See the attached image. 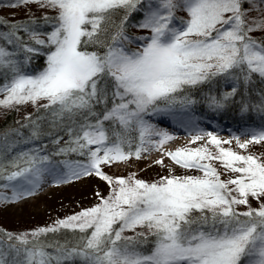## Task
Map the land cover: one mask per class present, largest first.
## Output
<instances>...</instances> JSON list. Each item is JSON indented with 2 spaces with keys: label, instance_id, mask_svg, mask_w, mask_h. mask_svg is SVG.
Here are the masks:
<instances>
[{
  "label": "snow or ice",
  "instance_id": "6c2138e0",
  "mask_svg": "<svg viewBox=\"0 0 264 264\" xmlns=\"http://www.w3.org/2000/svg\"><path fill=\"white\" fill-rule=\"evenodd\" d=\"M141 2L9 0L3 5L36 4L50 9L55 15L44 19H53L55 24L46 40L31 34L35 44L50 49L46 67L37 75L25 74L11 59L13 53L0 47V70L11 73V79L0 85L4 94L0 106L31 103L53 109L56 120L69 122V139L52 155L76 153L87 162L65 159L53 164L49 155L39 151L22 153L11 163L14 170L6 172L0 165V180L7 182L0 188H12L11 197L0 192V203L33 195L44 175L61 166L57 184L95 175L107 182L110 191L106 197L97 193L99 203L51 226L15 235L3 232L0 264H64L75 258L82 264H264V160L224 147L232 140H221L212 132L192 136L189 144L206 141L198 147L163 151L173 137L155 130L142 115L150 109L160 111L159 102L175 103L186 87L212 77L238 72L237 79L242 77L245 84L253 74L264 78V38L251 35L264 31V7H260L264 0H149V10L137 26L150 36L137 38L146 43L129 51L124 46L129 40L124 24ZM245 3L250 7L244 8ZM118 9H125L126 15L109 37L108 26ZM177 10L186 14L179 24L175 23ZM252 11L261 16L249 20ZM2 23L6 21L0 18ZM89 46L97 50L89 51ZM25 50L37 51L27 46ZM236 91L234 87L224 99ZM99 105H103L102 112L96 111ZM105 122H110V131ZM133 130L138 132L134 151L129 135ZM154 136L159 139L153 140ZM234 139L246 152L249 145L264 142V131L251 133L243 143ZM151 150L200 174L178 176L169 168V175L149 183L134 173L113 177L102 170V165L139 159ZM155 163L163 165V158ZM217 163L225 174L233 175L221 179ZM249 197L259 201V206L252 207ZM240 206L246 210H239ZM61 229L81 233L75 245L40 239ZM149 236L154 241L146 253L138 244L140 238Z\"/></svg>",
  "mask_w": 264,
  "mask_h": 264
},
{
  "label": "rangeland",
  "instance_id": "374dc122",
  "mask_svg": "<svg viewBox=\"0 0 264 264\" xmlns=\"http://www.w3.org/2000/svg\"><path fill=\"white\" fill-rule=\"evenodd\" d=\"M7 3H9V0H0V17L9 22L17 23L28 18L45 16L53 17L55 15L52 10L41 8L36 4L19 8L3 6ZM148 3L149 0H146L144 5V14L149 10ZM260 7H264V5H260ZM260 16L261 13L252 11L249 13L248 19L251 20ZM176 17L180 20L181 17L186 18V14L183 11L177 10ZM177 19H175V23L179 24ZM132 32L135 34L134 41L132 42L133 39H129L127 40V43L130 51H135L146 43V40L137 38L148 37L150 36V32L146 29L139 28L138 26L132 28ZM31 34L32 33L26 36V39L30 40V45H27V47L37 49V47L33 46L35 41ZM251 35L255 38H264V31L257 30L251 33ZM3 37L5 36L0 34V47H3L7 51L13 53L11 59L17 61L20 66V62L16 57L17 49L13 46L11 47L12 42H9V40H3ZM38 38L46 40L47 36L46 34H38ZM41 71L35 73L34 75H37ZM10 79L11 73L8 69L0 70V85ZM3 98L4 94L0 93V99ZM39 103L42 104L45 103V101H40ZM36 106L37 105H33L31 103L12 105L9 107L0 106V118L12 109L17 111L19 115H23L30 112ZM160 117L164 122H161L158 119ZM143 119L148 124L152 125L157 131H165V129H167V132L173 137L172 140L168 141L164 145L163 151H174L175 149L184 146L198 147L206 141L201 140L196 144H189L192 136L198 133L212 132L221 140H232L231 144H225L223 145L224 147L232 148L241 154L252 153L264 160V142L261 144L249 145V148L245 152L237 147L234 139V137H238L240 142L243 143L245 140L250 139L251 133L264 131V124L259 126L254 124L231 126L226 123L206 121L204 118H197L185 108L176 109L171 112L152 111L149 112L147 116L143 117ZM152 139L156 140L159 139V137L156 138L154 136ZM161 158H163L164 161L163 165L156 164L155 161ZM81 162L86 163L87 160ZM215 166L221 173V179H228L229 176L233 175L232 173L225 174L224 169L221 168L218 163ZM101 167L102 170L110 176L126 177L129 174L134 173L137 179H142L149 183L159 180L162 176L169 175V168L173 170L172 174L178 176L200 174L194 170L187 171L175 165L168 157H162L161 151L156 150L143 153L139 159L133 157L127 162L112 163L110 166L102 165ZM62 172L63 168L61 166L52 173H46L40 183V186L35 190L33 195L19 198L10 203H0L1 229L4 230V232L12 233L14 235L20 233H30L35 229L51 226L57 220L64 219L68 216L79 213L83 209L96 205L99 203L97 193H99L100 196L105 197L109 194L110 188L107 182L101 180L95 175L74 179L68 183L57 184V175L62 174ZM12 183L15 184L16 182ZM0 192H3L5 196L11 197L12 188H0ZM249 203L254 208L259 206V201L251 197H249ZM239 210L244 211L246 209L244 206H240ZM137 231L146 232V229H137ZM125 235L131 236L133 233L125 232ZM29 239H31V237H29ZM79 264H82V262Z\"/></svg>",
  "mask_w": 264,
  "mask_h": 264
},
{
  "label": "trees",
  "instance_id": "16d2710c",
  "mask_svg": "<svg viewBox=\"0 0 264 264\" xmlns=\"http://www.w3.org/2000/svg\"><path fill=\"white\" fill-rule=\"evenodd\" d=\"M145 2L146 0H142L137 5V10L128 14L124 24V33L129 39H133L132 42L135 36L132 28L139 25L143 18ZM243 7L249 8L250 5L245 3ZM125 15V9H118L112 15L110 25L108 26L109 37L115 33ZM3 20L6 21L5 19ZM32 21L35 22L32 23ZM177 22L180 23V20L177 19ZM13 24L19 27L13 28ZM54 24L55 20H45L44 17L28 18L17 23L6 21V23L0 24V34L7 37H3V40H10L12 42L11 47L13 46L17 49L16 57L25 74L34 75L43 70L46 65L47 53L50 51L48 47L33 44V46L37 47L38 51L27 52L25 46L30 45V40L26 39V36L33 32L45 35L52 31ZM25 27L28 31L23 30ZM12 32H15L16 35L10 36L9 34ZM256 38L261 39L260 37ZM7 46L9 47L8 44ZM124 46L130 51L127 41H124ZM88 50L94 51L97 49L89 46ZM100 51H103V49H100ZM239 75L238 72H232L212 77L196 86L186 87L182 92L177 94L175 103L166 104L165 102H159L156 107L163 110L183 107L197 118H204L206 121L213 120L232 126L262 125L264 124V78L253 74L251 81L245 84L242 77L237 79ZM234 87L237 89L235 95L225 100L224 96L232 92ZM108 107H111L110 100ZM96 111L102 112L103 105L97 106ZM52 112L53 109H45L37 105L26 114L19 115L17 111L12 109L0 118V165L4 167L6 172L14 170L11 167V163L17 161L22 153L35 154L36 151H39L40 155H49L53 164L65 159L72 161L87 160L85 156H80L76 153L52 155L59 148L64 147L65 141L69 139L67 135V125L69 122L67 120H56ZM147 114L142 115L145 117ZM54 120L56 121L55 123ZM105 127L110 131V122H105ZM34 132L37 135H33ZM129 135L133 139L132 150L134 151L135 144L138 143V132L133 130ZM57 137H62L59 144L53 143ZM125 150H127V146ZM21 166H23L22 162ZM4 183L6 181L0 180V185ZM3 232L4 230L0 227V238L6 239L2 236ZM80 235L79 231L61 229L55 233H47L40 239L45 243L67 244L69 247H72L79 240ZM153 241L154 237L150 236L147 240L140 238V243L138 244L139 250L144 252L150 251ZM46 250L55 254L53 248ZM5 252H7L6 246ZM79 263L81 261L78 258L64 262V264Z\"/></svg>",
  "mask_w": 264,
  "mask_h": 264
}]
</instances>
